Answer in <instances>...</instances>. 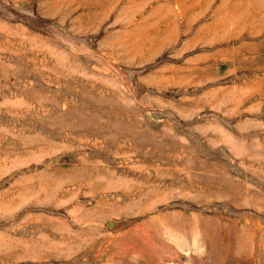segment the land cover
Segmentation results:
<instances>
[{
  "label": "rangeland",
  "instance_id": "374dc122",
  "mask_svg": "<svg viewBox=\"0 0 264 264\" xmlns=\"http://www.w3.org/2000/svg\"><path fill=\"white\" fill-rule=\"evenodd\" d=\"M0 264H264V0H0Z\"/></svg>",
  "mask_w": 264,
  "mask_h": 264
}]
</instances>
